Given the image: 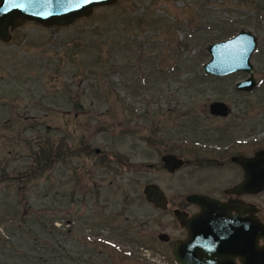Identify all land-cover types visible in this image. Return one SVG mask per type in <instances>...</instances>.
<instances>
[{
    "label": "rangeland",
    "instance_id": "obj_1",
    "mask_svg": "<svg viewBox=\"0 0 264 264\" xmlns=\"http://www.w3.org/2000/svg\"><path fill=\"white\" fill-rule=\"evenodd\" d=\"M241 29L258 37L251 92L235 87L245 71L203 69L208 46ZM10 34L0 39V264H178L175 209L235 183L232 165L216 174L200 159L237 153L245 134L247 148H264V0H115L65 26L19 20ZM215 100L228 116L211 114ZM168 153L186 162L170 172ZM150 182L167 209L146 199ZM255 201L264 208V195Z\"/></svg>",
    "mask_w": 264,
    "mask_h": 264
},
{
    "label": "water",
    "instance_id": "obj_2",
    "mask_svg": "<svg viewBox=\"0 0 264 264\" xmlns=\"http://www.w3.org/2000/svg\"><path fill=\"white\" fill-rule=\"evenodd\" d=\"M115 0H0V39L8 41L11 38L10 29L18 25L19 20L35 21L44 25L65 26L74 22L85 13H90L96 6L107 5ZM258 47V37L247 29H241L236 35L226 40L212 43L208 46L211 58L203 65L206 73L222 77L239 71H245L248 76L236 82V89L251 92L257 87L255 69L252 55ZM231 107L221 100L210 103V112L216 116H228ZM99 151V150H98ZM246 170L247 179L232 190L236 192L264 190V150H259L253 157L236 159ZM165 167L174 172L184 164V160L175 154L163 156ZM146 199L155 207L163 210L169 206L168 197L158 183H148L143 189ZM187 201L201 205L205 212L186 218L183 212H177V218L182 226L188 228L189 237L186 240L175 242L173 247L174 257L179 264H226L221 251L234 246L233 236L240 235L244 242L245 234L251 233L252 254L245 255L241 252L243 264H264V246L260 247L259 240L264 236V224L254 215L252 230L245 226L237 227V223L228 227V238L231 235L230 245L222 248L219 230L215 226L204 225V217L217 215L220 201L201 193H190ZM255 211V210H253ZM159 238L168 241L167 233H160ZM239 238V239H240ZM238 239V240H239ZM248 242L250 237L247 238ZM230 250V249H229ZM248 253V251H247ZM246 257V258H245Z\"/></svg>",
    "mask_w": 264,
    "mask_h": 264
},
{
    "label": "flooded vegetation",
    "instance_id": "obj_3",
    "mask_svg": "<svg viewBox=\"0 0 264 264\" xmlns=\"http://www.w3.org/2000/svg\"><path fill=\"white\" fill-rule=\"evenodd\" d=\"M215 117L222 118V116H215ZM252 138H253V134H245V136L239 138L242 141L240 144L241 149H239V151L235 154H231V155L221 154L218 157H207L206 156V157H203V159H200V163L202 165L211 164V163L217 165L220 171L217 172L216 174L228 173V169L230 165H232L234 167V170H236L235 172H233V175H232V177L234 178L233 181L235 183H232L224 187H219L218 189L220 191L205 190V191L191 192V193H201V194L208 195L214 199H217L218 201H220V204H222V207H219L218 212L216 213L217 215H212V216L203 218L204 222H206L204 223V225L214 226V227L216 226L218 230L220 231L219 236L221 238L220 242L222 244V248L225 247L226 245L231 244L230 243V241H232L231 235L228 238L229 233L227 232L228 227H230L231 225L237 223V227L240 226V228H242V226L243 227L245 226L246 228L245 230L250 231L252 230V219L254 215L258 218V220L261 223L264 224V208L262 205L258 203V201H255V199H257L258 196L260 198L263 197L264 190L258 191V192H252V191L236 192L232 190L235 186L239 185L240 183H242L244 180L247 179L245 168L236 159L250 158V157H253L259 150H264L263 147H260L253 152L252 148L251 149L247 148L252 145ZM256 141L264 142V136L257 138ZM168 154H172V153H168ZM163 156H162V160H163ZM220 157H221V160H220ZM184 161L186 162V160ZM211 175H212L211 173H207V176H204V177L202 175L201 176L205 178V180L207 179L209 180L212 178ZM191 204L195 206L194 210L191 211L185 208H177L175 209L176 216H177V212L179 211L183 212L186 218H191L196 214H202L203 212H205L204 208L201 205L194 204V203H191ZM182 227L184 229V233L182 236L177 238L175 242L179 240H186L189 237L188 228L186 226H182ZM247 227H249L250 230L249 229L247 230ZM249 237H250V241L248 242L247 238ZM233 238L234 239L232 241V244H234V246L231 248L229 246L230 250L229 249L225 250L226 248H224L221 251V253H223L224 255V259H225L224 262H226V264H243L241 260V252L244 250L246 257L247 255L251 256L252 254L251 233L248 236L247 234H245L244 242H242V238H240V235L235 234ZM175 242L172 245V252H173V247H174ZM259 245L260 247L264 246V236L260 237Z\"/></svg>",
    "mask_w": 264,
    "mask_h": 264
},
{
    "label": "trees",
    "instance_id": "obj_4",
    "mask_svg": "<svg viewBox=\"0 0 264 264\" xmlns=\"http://www.w3.org/2000/svg\"><path fill=\"white\" fill-rule=\"evenodd\" d=\"M114 161H116L118 164H120L122 167H125V168H130L133 166H135V167L143 166V164H141V163L140 164H134V163L128 161L126 158L120 157V156L115 157ZM3 177H6V175H3ZM4 179L6 180L7 178H4ZM1 181H2V178H0V183H1ZM22 218L24 219V221L26 223L27 219L25 220V216H23ZM50 231L52 232L53 229L51 228Z\"/></svg>",
    "mask_w": 264,
    "mask_h": 264
}]
</instances>
